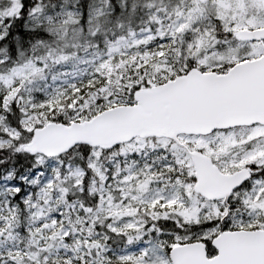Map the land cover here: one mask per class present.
Masks as SVG:
<instances>
[{"label":"snow or ice","instance_id":"obj_1","mask_svg":"<svg viewBox=\"0 0 264 264\" xmlns=\"http://www.w3.org/2000/svg\"><path fill=\"white\" fill-rule=\"evenodd\" d=\"M0 264H264V0H0Z\"/></svg>","mask_w":264,"mask_h":264}]
</instances>
